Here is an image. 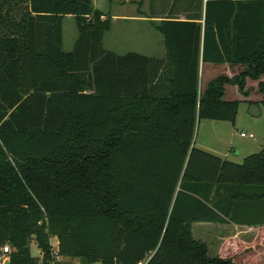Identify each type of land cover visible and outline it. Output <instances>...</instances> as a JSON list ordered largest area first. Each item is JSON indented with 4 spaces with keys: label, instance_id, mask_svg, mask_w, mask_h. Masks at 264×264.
Masks as SVG:
<instances>
[{
    "label": "trees",
    "instance_id": "1",
    "mask_svg": "<svg viewBox=\"0 0 264 264\" xmlns=\"http://www.w3.org/2000/svg\"><path fill=\"white\" fill-rule=\"evenodd\" d=\"M92 1L0 0V250L50 264L55 237L79 264H261L264 148L235 164L192 142L201 120L234 124L226 85L264 75V0H166L147 17L163 59L106 50L111 18ZM201 64L246 70L200 87ZM195 223L257 232L210 257Z\"/></svg>",
    "mask_w": 264,
    "mask_h": 264
},
{
    "label": "rangeland",
    "instance_id": "2",
    "mask_svg": "<svg viewBox=\"0 0 264 264\" xmlns=\"http://www.w3.org/2000/svg\"><path fill=\"white\" fill-rule=\"evenodd\" d=\"M93 8L101 11L104 15L111 18L117 16L115 24L112 23L111 30L106 32L103 39L104 48L113 50L119 54L127 52H144L145 54H158L156 46L161 43L163 46V37L156 32L151 22L147 18L149 15L162 17L168 10L166 0H93ZM175 10L173 16L180 14V8ZM165 10V11H164ZM181 18V15H178ZM63 50L70 52L73 48L78 33L74 18L67 16L63 20ZM152 51H149V50ZM245 66L219 67L207 64L204 68L202 81L214 79L218 76L233 78L245 71ZM260 84V85H259ZM224 100H239L234 124L228 122H214L201 120L195 129L193 141L195 147L207 152L208 149L213 152H227V161L241 164L248 155L255 154L264 145V75L257 80L246 78L243 83L242 91H238L234 85H226L224 91ZM258 107L261 115L252 117L248 114L250 106ZM240 133L253 134L254 139L241 137ZM232 144L234 148L247 149L250 152L243 157L242 152L233 153L230 149ZM228 150H231L228 153ZM253 150V151H252ZM209 153V152H208ZM192 238L205 245L210 257L216 256L220 251L226 249L236 250L235 240L245 243H251L256 236V229L233 228L230 224H204L195 223L191 227ZM50 247H56L57 239L50 237ZM10 250L13 252V249ZM1 252V250H0ZM256 257H260V263L264 264V241H259L258 247L252 251ZM30 256L37 261H41L42 253L38 249L37 242L33 238L30 241ZM241 258H236V262ZM9 261V255L0 254V261ZM63 264H79V260L72 258H62ZM100 264V263H95Z\"/></svg>",
    "mask_w": 264,
    "mask_h": 264
},
{
    "label": "crops",
    "instance_id": "3",
    "mask_svg": "<svg viewBox=\"0 0 264 264\" xmlns=\"http://www.w3.org/2000/svg\"><path fill=\"white\" fill-rule=\"evenodd\" d=\"M118 18H117V16H115V15H113L112 16V23L113 24H115V22H116V20H117ZM179 20H184V18L181 16V18H179ZM150 21V20H149ZM153 21H158V20H154L153 19ZM104 42V41H103ZM163 44H164V41H163ZM104 45V44H103ZM158 48V51H157V53L158 54H145L144 52H134V51H132V52H134V53H137V54H140V55H143V56H146V57H148V58H154V59H163L164 58V56H165V49H164V45L162 46L161 45V43H158V45L156 46V49ZM107 50V49H106ZM108 51H111V52H113V53H115V54H117V55H125V54H127V53H129V52H127V53H125V54H119V53H117V52H114L113 50H108ZM149 51H152L151 49L149 50ZM207 64H201L200 65V70H199V85H200V87H204L209 81H211V80H208V81H206V82H203L202 81V79H203V74H204V68H205V66H206ZM211 65V64H210ZM213 66H215V65H213ZM227 65H221V66H219V67H226ZM237 101H239V100H237ZM260 115H261V113H260ZM264 139V138H263ZM195 146V142L193 141L192 142V146ZM229 147H230V149L232 150V149H234L233 150V153L234 154H236L237 152H242V155H244L243 157H245L246 155H248L249 153H252V152H250V150L248 151L247 149L245 150V149H241V148H234V146L232 145V144H230L229 145ZM261 149H260V151L264 148V145H261ZM231 150H228V153L231 151ZM253 151V150H252ZM259 151V152H260ZM207 152H209L210 154H212V155H215V156H217V157H219V158H221V159H223V160H225V159H227V157H228V154H227V152H213L212 150H210V149H208L207 150ZM258 153V152H257ZM249 156V155H248ZM233 228H241V229H249V230H255V228H249V227H242V226H235V225H231ZM252 254V253H251Z\"/></svg>",
    "mask_w": 264,
    "mask_h": 264
},
{
    "label": "built area",
    "instance_id": "4",
    "mask_svg": "<svg viewBox=\"0 0 264 264\" xmlns=\"http://www.w3.org/2000/svg\"><path fill=\"white\" fill-rule=\"evenodd\" d=\"M241 137H248L249 139H254V135L249 133V134H245V133H240ZM1 253L4 256H7L11 253V250L8 246H4L3 248H1ZM51 255H52V262L50 264H56V263H60L61 261V257L57 254V247H52L51 246ZM7 261H0V264H6ZM140 264H145V263H140Z\"/></svg>",
    "mask_w": 264,
    "mask_h": 264
},
{
    "label": "water",
    "instance_id": "5",
    "mask_svg": "<svg viewBox=\"0 0 264 264\" xmlns=\"http://www.w3.org/2000/svg\"><path fill=\"white\" fill-rule=\"evenodd\" d=\"M248 114L252 117H258L260 115V111L257 106L252 105L248 110ZM6 264H9V261H7Z\"/></svg>",
    "mask_w": 264,
    "mask_h": 264
}]
</instances>
